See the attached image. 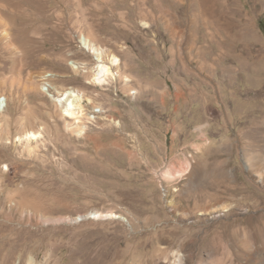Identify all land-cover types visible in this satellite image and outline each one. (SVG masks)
I'll return each instance as SVG.
<instances>
[{"label":"rangeland","instance_id":"obj_1","mask_svg":"<svg viewBox=\"0 0 264 264\" xmlns=\"http://www.w3.org/2000/svg\"><path fill=\"white\" fill-rule=\"evenodd\" d=\"M1 97L0 264H264V0H0Z\"/></svg>","mask_w":264,"mask_h":264},{"label":"bare ground","instance_id":"obj_2","mask_svg":"<svg viewBox=\"0 0 264 264\" xmlns=\"http://www.w3.org/2000/svg\"><path fill=\"white\" fill-rule=\"evenodd\" d=\"M80 40L84 48L96 56L97 64L96 67L94 68V73H95L94 80L97 81L98 83H103L110 76L114 77L115 73L113 71V67L120 66L121 64L120 59L113 56L110 59V63L107 64L106 61L103 59L105 54L103 49L93 44L94 42H91L90 39L88 40L86 37H81ZM72 66L75 70H79L82 68L81 64L72 63ZM43 83H42L43 91L46 92L47 94L48 92L51 93V91H53L54 89L53 85L50 84L49 82L47 83V80L45 81L43 80ZM57 94L60 93L57 92ZM59 96L61 97L65 96V98H59V107L62 108L60 110L63 116L77 120L79 117L83 115L82 102L84 98L79 91L70 89L65 91ZM3 109L4 107L3 108L0 107V113L3 112ZM77 123H79V121H77ZM41 137L42 134L40 131H30L27 132L25 136L19 137V141H24V140L28 142L37 141ZM96 215L100 216V214H94V217Z\"/></svg>","mask_w":264,"mask_h":264},{"label":"built area","instance_id":"obj_3","mask_svg":"<svg viewBox=\"0 0 264 264\" xmlns=\"http://www.w3.org/2000/svg\"><path fill=\"white\" fill-rule=\"evenodd\" d=\"M54 75L52 74L51 76L49 77H53ZM55 77V76H54ZM48 82V81H47ZM44 85V83H43ZM54 87V86H53ZM60 94H56V89L54 88V94L53 96L49 97L52 101H54L57 105H59V98H65V96L61 97L59 96ZM6 103H7V98L5 97H1L0 98V107L3 108V107H6ZM7 108V107H6ZM5 108V109H6Z\"/></svg>","mask_w":264,"mask_h":264}]
</instances>
